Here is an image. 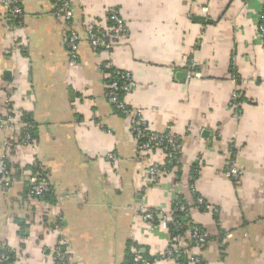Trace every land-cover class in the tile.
Segmentation results:
<instances>
[{
  "label": "crops",
  "instance_id": "0c3cea01",
  "mask_svg": "<svg viewBox=\"0 0 264 264\" xmlns=\"http://www.w3.org/2000/svg\"><path fill=\"white\" fill-rule=\"evenodd\" d=\"M71 2L81 38L72 68L68 28L53 0H23L20 22L8 19L0 0V115L13 95L14 110L32 115L38 136L14 155V181L0 190V249L14 248L16 264H54L65 238L68 264H124L137 253L174 264L161 258L169 232L144 223L140 207L170 212L181 199L208 237L192 249L200 264H264V45L257 36L264 0ZM109 8L128 29L111 56L136 84L125 101L145 110L152 130L183 138L179 165L155 185L144 171L160 156H138L129 120L106 99L109 54L86 37ZM191 63L198 77H188ZM12 129H0V157ZM231 157L244 172L239 181L226 176ZM35 161L53 191L45 201L28 195ZM196 197L217 213L197 207Z\"/></svg>",
  "mask_w": 264,
  "mask_h": 264
},
{
  "label": "built area",
  "instance_id": "2783aa9c",
  "mask_svg": "<svg viewBox=\"0 0 264 264\" xmlns=\"http://www.w3.org/2000/svg\"><path fill=\"white\" fill-rule=\"evenodd\" d=\"M22 2L23 0H2V4L7 9L9 20L13 22L21 21L24 15ZM53 5L54 15L66 24L68 28L65 36V45L69 67L72 68L77 65L79 60V49L81 45V38L76 30L73 29L72 25L74 17L72 2L71 0H53ZM257 26L258 39L264 45V10L259 15ZM127 31V25L121 13L117 9L109 8L102 21L98 22L94 20L87 26L86 37L93 49H103L109 54L105 68L108 70L115 68V70H111V72L105 74L106 83L109 82L111 84L109 90L106 92V99L117 113L129 120L130 132L134 138L138 156L151 153H157L160 156V159H155L144 171L145 182L148 185H155L159 183L161 178L170 174L174 170V167L179 165L183 149V138L176 135L171 129H167L161 133L152 130L146 118L145 110L134 108L125 101V96L135 90L136 84L129 72L114 66L111 56L119 44L127 37ZM195 67L194 63L189 65V78L193 76L198 77L199 74ZM18 93H22V91L19 89L16 90V96H18ZM12 97L13 95L6 97L4 101L5 113L0 115L1 130L13 127L11 137L4 141L3 153L0 157V190L8 189L14 181L13 168L9 166V163L13 161L12 159L15 155L13 150L17 151V148H25L35 143V139L26 130L27 123L23 121L22 115L17 113L13 108ZM239 97L240 95L235 92L230 104L236 116L239 113V106L237 105ZM107 160L115 164L118 162V156L115 153H109ZM34 166L36 167V171L32 172L26 179L28 195L38 201H45L47 196L53 192L48 180L47 170L42 165H37L36 161ZM243 173V170L231 157L226 166V176L234 181H239ZM177 202L179 206L170 212L162 209L150 210L142 203L140 207L142 220L146 224L155 225L169 232L171 242L162 255L164 259H170L174 264H179L177 258L186 256L188 263L200 264V257L196 256L192 249L205 246L208 243V237L202 229L191 221L188 205L180 199ZM196 205L205 211H212L215 214L218 211V208L209 204L201 197H196ZM177 213H181L183 217L180 218L177 216ZM226 237L229 238L230 236L227 235ZM187 241H195V243L187 247L188 244H185ZM8 248L10 253L17 254L14 248ZM53 255L54 264L69 263L70 254L67 239L60 238ZM8 260V255H0V263ZM134 264L153 263L137 253L134 256Z\"/></svg>",
  "mask_w": 264,
  "mask_h": 264
},
{
  "label": "trees",
  "instance_id": "16d2710c",
  "mask_svg": "<svg viewBox=\"0 0 264 264\" xmlns=\"http://www.w3.org/2000/svg\"><path fill=\"white\" fill-rule=\"evenodd\" d=\"M90 44V43H89ZM91 46V45H90ZM92 47V46H91ZM95 51H100L99 49L97 50V49H94ZM101 50H103V49H101ZM104 51V50H103ZM105 52V51H104ZM104 72H105V74L106 73H108V72H111V70L112 71H114L115 70V68H112L111 70H108V69H106L105 68V65H104ZM110 86H111V84L108 82V83H106V92L109 90V88H110ZM22 119H23V121L25 122V123H27V132H29L30 134H31V137L33 138V139H35L36 141H37V134H36V130H35V122H34V120H33V118H32V115L30 114V113H27V112H22ZM26 132V131H25ZM18 150H20V148L18 149L17 148V151ZM17 151L16 150H13V153H17ZM37 165H40L39 164V162L37 161ZM9 166L12 168V166H14L11 162L9 163ZM31 171L32 172H35L36 171V167L33 165L32 167H31ZM14 178V177H13ZM52 196V193L51 194H49L48 196H47V198H46V200H48L50 197ZM181 200V199H180ZM179 206V204H178V202L176 201L175 202V204H174V206H173V208L175 209V208H177ZM177 216H179L180 218H182L183 217V215L181 214V213H177ZM59 226H61V225H59ZM2 254H6V255H8L9 256V260L8 261H6V262H4V263H0V264H16V255L15 254H13V253H10L9 252V248L8 247H4V248H1L0 249V255H2ZM136 255V254H135ZM135 255H131V254H129L127 257H126V261H125V263L124 264H134V256ZM145 259H147V260H149L150 262H153V260H151V258H148L147 256H145L144 254H141ZM161 258H163L162 256H161ZM177 261H178V263L179 264H187L188 263V258L186 257V256H181L180 258H177Z\"/></svg>",
  "mask_w": 264,
  "mask_h": 264
},
{
  "label": "rangeland",
  "instance_id": "374dc122",
  "mask_svg": "<svg viewBox=\"0 0 264 264\" xmlns=\"http://www.w3.org/2000/svg\"><path fill=\"white\" fill-rule=\"evenodd\" d=\"M35 163V162H34Z\"/></svg>",
  "mask_w": 264,
  "mask_h": 264
}]
</instances>
